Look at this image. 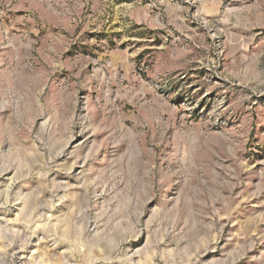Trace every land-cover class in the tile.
I'll return each instance as SVG.
<instances>
[{
    "label": "rangeland",
    "instance_id": "rangeland-1",
    "mask_svg": "<svg viewBox=\"0 0 264 264\" xmlns=\"http://www.w3.org/2000/svg\"><path fill=\"white\" fill-rule=\"evenodd\" d=\"M0 264H264V0H0Z\"/></svg>",
    "mask_w": 264,
    "mask_h": 264
}]
</instances>
